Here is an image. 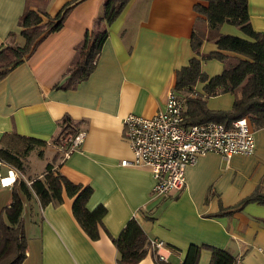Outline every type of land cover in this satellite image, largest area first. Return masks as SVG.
I'll list each match as a JSON object with an SVG mask.
<instances>
[{
	"label": "crops",
	"instance_id": "obj_1",
	"mask_svg": "<svg viewBox=\"0 0 264 264\" xmlns=\"http://www.w3.org/2000/svg\"><path fill=\"white\" fill-rule=\"evenodd\" d=\"M69 1L28 3L30 9L43 8L54 16ZM247 1L252 28L264 32V0ZM196 2L129 0L108 26L93 71L74 88L65 89L61 84L75 46L91 29L103 3L82 0L69 11L59 30L49 33L0 79V141L4 134L16 133L49 142L65 115L85 131L80 146L67 156H62L59 146L48 143L42 156L35 150L29 153L22 174L0 163V176L39 177L56 154L54 166L61 174L92 188L86 207L105 208L99 237L92 240L72 214L73 198L63 194L60 204L44 207L35 197L24 199L27 244L21 264H116L110 236L116 237L131 218L148 240L161 239L169 248L168 264H183L190 247L199 249L195 264H209L210 248L225 250L234 264H264V205L249 202L232 208L255 191L264 193V127H252V154L225 158L208 152L199 156L185 168V188L163 198L152 197L153 179L147 168L120 164L122 159H132L122 135V119L130 113L149 117L164 108L167 93L174 88L175 71L194 54L192 32L206 30L205 17L194 10ZM25 3L0 0V48L24 44L18 20ZM229 25L221 24L219 34L250 39ZM214 49V42L207 39L199 47L200 53ZM202 63L209 77L221 71L206 69ZM203 85L196 82L194 92L203 93ZM213 96L223 97V103L212 110L231 108V93ZM209 97L206 106L211 109ZM12 185L0 186V212L11 201ZM136 264H157L151 248Z\"/></svg>",
	"mask_w": 264,
	"mask_h": 264
},
{
	"label": "trees",
	"instance_id": "obj_2",
	"mask_svg": "<svg viewBox=\"0 0 264 264\" xmlns=\"http://www.w3.org/2000/svg\"><path fill=\"white\" fill-rule=\"evenodd\" d=\"M81 1L70 0L63 4L56 15L50 16L43 8L30 9V0H26L18 20L25 42L22 46L9 43L0 48V79L25 60L49 33L59 30L69 11ZM128 2L129 0H103L101 13L75 46L65 80L61 84L63 88H74L78 82L90 75L108 35V26ZM193 7L198 14L205 17L207 27L201 34L192 32L190 45L194 54L185 66L175 71L174 82V90L185 94L187 123L215 121L228 125L237 118L246 117L252 127H264V32L252 28L248 1L197 0ZM223 23L235 25L250 39L219 34L218 29ZM203 39L212 40L216 49L200 53L199 47ZM209 58H215L222 63L220 73L210 77L201 69V61ZM198 81L204 82L203 93L193 90ZM222 93L233 95L231 108L209 109L206 98ZM78 123L67 115L63 116L57 133L49 142L16 133L4 134L0 141V161L22 174L26 157L31 151L35 150L38 156H42L48 143L65 146V136L75 135ZM57 156L55 154L53 160L45 165L41 176L29 178V184L19 178L14 181L11 201L0 212V264H21L25 258L23 200L31 197H35L41 207L60 204L63 194L73 198L72 214L75 220L90 239L99 237L98 227L102 223L105 208L102 205L93 210L86 207L92 188L73 183L61 174L54 166ZM249 202L264 205V193L255 191L232 208H240ZM110 238L116 248V264H136L150 249L149 240L135 218L129 219L119 234ZM210 251L209 264H234V258L225 250L210 248ZM198 252V247H190L183 264H195Z\"/></svg>",
	"mask_w": 264,
	"mask_h": 264
},
{
	"label": "built area",
	"instance_id": "obj_3",
	"mask_svg": "<svg viewBox=\"0 0 264 264\" xmlns=\"http://www.w3.org/2000/svg\"><path fill=\"white\" fill-rule=\"evenodd\" d=\"M122 135L129 144L132 159H122L120 164L147 168L153 179L151 195L158 198L185 188V168L199 156L216 152L229 158L233 154L247 156L255 150L254 129L246 117L228 125L215 121L188 124L185 97L174 88L168 91L164 108L153 115L127 114L122 119ZM84 137V130L67 135L66 145L59 147L62 156L76 150ZM18 174L0 176V186L12 185ZM149 243L156 263L168 264L169 248L164 242L152 238Z\"/></svg>",
	"mask_w": 264,
	"mask_h": 264
},
{
	"label": "rangeland",
	"instance_id": "obj_4",
	"mask_svg": "<svg viewBox=\"0 0 264 264\" xmlns=\"http://www.w3.org/2000/svg\"><path fill=\"white\" fill-rule=\"evenodd\" d=\"M226 24H229V23H226ZM229 26H234L235 28H237L235 25L230 24ZM239 33H241V31H239ZM201 62H203L202 65L206 69H209L211 71H214L215 69H219V71H220L222 69V63L215 58L205 59V60H202ZM205 72H206V70H205ZM222 103H223V97L211 96L208 98V105L214 106L211 109H219V107L222 105ZM22 225H23V230H24V224H22ZM24 234H25V231H24ZM26 244H27V239H26Z\"/></svg>",
	"mask_w": 264,
	"mask_h": 264
}]
</instances>
